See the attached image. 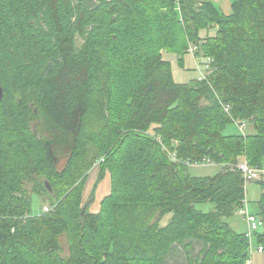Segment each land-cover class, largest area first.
<instances>
[{
	"label": "trees",
	"instance_id": "obj_1",
	"mask_svg": "<svg viewBox=\"0 0 264 264\" xmlns=\"http://www.w3.org/2000/svg\"><path fill=\"white\" fill-rule=\"evenodd\" d=\"M231 10L216 0H0V81L20 76L15 107L24 114L5 110L17 136L6 146L0 115V264H104L103 255L115 264H170L181 250L186 264H246L247 234L224 219L246 198L240 159L257 169L264 161V0H233ZM199 40L212 77L195 86L176 81L173 57L183 61L188 42ZM99 45L106 60L94 52ZM227 105L234 119H253L256 133L226 135ZM151 124L161 125L156 138L144 135ZM26 135L28 149L20 146ZM161 139L177 142L175 161ZM98 158L114 188L90 221L87 203L77 215L76 182ZM205 159L225 169L188 175L187 163ZM260 187L255 242L264 249L263 180ZM42 196L54 209L35 216L33 199ZM203 202L214 210H197ZM131 212L138 221L128 226ZM75 222L78 237L64 259L60 238Z\"/></svg>",
	"mask_w": 264,
	"mask_h": 264
},
{
	"label": "rangeland",
	"instance_id": "obj_2",
	"mask_svg": "<svg viewBox=\"0 0 264 264\" xmlns=\"http://www.w3.org/2000/svg\"><path fill=\"white\" fill-rule=\"evenodd\" d=\"M227 0H216V5L217 7L223 11L224 13H228V9H226V6L228 7V5L226 4ZM229 2V0H228ZM230 5V2H229ZM179 7V6H178ZM177 7V10L179 12V8ZM230 13L232 12L231 8L229 9ZM229 13V14H230ZM214 33V32H212ZM104 36V35H103ZM203 41L205 40H199L196 42H188V48H187V53L185 55H183L182 57H184L183 61H178V58L176 56L173 57L172 59V70H173V74L174 77L176 79V81L181 82V83H190L192 85L195 86L196 83H198L199 85H201V81H199L200 79V75H201V71L204 70V74L207 75V81H204L203 83H208V81L210 80V75L209 73H207V69H205L206 65H209L210 69L212 70V60L210 59V57L206 56L202 51V44ZM107 43V42H106ZM197 44L199 46V53H198V58H196L194 60V56L193 54L188 53V49H190L191 45H195ZM104 47L100 46H96L94 48V52L98 53L99 57H102V60H106L107 59V53L103 50ZM102 51V52H100ZM162 55L164 56V58L169 59L170 57H168V50L165 48H162L161 50ZM100 59V58H99ZM210 59V60H209ZM100 60V61H102ZM209 69V70H210ZM29 76L31 77L32 75H21L22 80H27L29 79ZM14 79L17 80L18 83H20V76H17L15 74V72H11L9 78H6L4 80V83L0 81V86L2 87V89L5 88L6 90V95L4 96V98L2 97V99H4V105L2 108H0V115L3 117V120L6 116L5 110H7V108L10 106L11 110L10 113L14 114L17 119L21 120L24 116L23 113L19 112L21 111V109L16 106L15 104L17 103V94H15L16 92V86H18ZM4 95V92H3ZM28 112H32L31 110H27ZM225 113H227L224 110ZM33 113V112H32ZM231 120L228 123V127L225 130V134L226 135H238V134H242L244 136H249L252 134H255L256 132L254 131L255 125L252 122V120H248L246 121H240V120H236L234 119L230 113H227ZM11 126H13V122L11 121ZM161 125L160 124H151V126L149 127V130L147 131V133H145L144 135H150L154 138H156V129L160 128ZM1 133L3 136V141H4V145H10L11 144V139L12 138H17V136L13 133V135H11V131L9 130V126L6 123V120H4V127L1 129ZM158 139H160V137H158ZM23 140L25 141V145L21 144L20 146L23 147L25 146L27 149L31 148V143H33L28 136H24ZM162 141V139H161ZM159 142V141H158ZM159 144L161 145V147L163 148V150L166 152L167 155L170 156L171 160H176L177 158L176 156V150L173 149L174 145L177 144V142H174V145H170V146H166L164 144V142L162 141L161 143L159 142ZM33 146V145H32ZM33 150L36 152L39 148L37 146H33ZM41 155H45V149H43L42 147H40V152ZM173 156V157H172ZM105 158H98L94 161V163L92 164L91 168L84 173L76 182V184H80L82 187V205L80 203L79 205V209L77 212V215L81 212V210L83 211V209L85 208V205L87 203V212L90 221H92V217H96L98 215H102V202L103 200L108 197L113 190V185H112V174L110 172V169L108 167L104 168L102 166L103 162ZM208 162L204 163V164H196L195 163H187L186 167L187 169V173L188 175H190L191 177H215L217 176L221 171H223L225 168L223 167V165H220V163H215L213 161H211L210 159H205ZM241 162H245V158L242 157L240 159ZM247 162V161H246ZM65 163V158H61L60 161V167ZM240 163V162H239ZM248 164V162H247ZM248 166H250L248 164ZM6 167H8L9 169L14 167V164H9ZM250 168L257 170V172L259 174L257 175H263L264 172V161H263V165H262V169H257L256 167H252L250 166ZM183 168L179 169V172L182 170ZM186 169V168H185ZM104 174H103V173ZM102 175V176H101ZM261 176H256L252 179H250L247 183H246V198L248 201V209L251 213H257L258 210L257 208L258 206V198L261 194V187H260V182H262V178ZM75 184V186H76ZM74 187H72L71 189H73ZM33 206H34V215L35 216H39L42 215L43 213H47L51 210L54 209V206L51 205L50 203V198L49 196H42V197H34L33 199ZM258 206V207H257ZM77 209V208H76ZM196 209L199 211H202L204 213H209L211 211L214 210V204L211 202H203L200 204H196ZM108 210V209H107ZM106 210V211H107ZM158 208L157 207H153L150 208L144 215V220L145 221H149L151 218V212L152 213H157ZM82 215V214H81ZM172 213H170V215H167L165 217L162 218L161 221V225L164 227L168 224L170 218L172 217ZM255 215V214H254ZM130 217L128 219V226L136 221H138L136 216H133L132 212L131 214L128 216ZM101 220L104 219L100 218ZM99 219V220H100ZM73 222L76 221L72 220ZM225 222H227L230 227L237 233L240 234H246L248 232V225L246 223V221L243 219V216H241L240 211H238L234 216L232 217H228L224 219ZM71 222V224L73 223ZM75 226H76V222L73 224V232L70 235V237L68 236V238H66L65 236H62L60 238V244H61V254L60 256L62 258H68L70 256V252H72L73 250V246H74V241L77 240L78 234H77V230H75ZM132 229L128 227V230ZM133 230V229H132ZM257 246L258 244L255 242L252 246V261L253 264H264V253H259L257 252ZM201 248V245H194L193 247V251L191 252L192 254H197V252L199 251V249ZM76 252V244H75V248L74 251ZM185 252H183L182 250L180 251V254H178L177 256H175L171 261L169 260L168 263L170 264H186L185 262ZM102 260L104 262V264H106V259L107 256L103 255ZM147 260V259H146ZM107 264H115V262H110V260L108 259ZM145 264V263H143Z\"/></svg>",
	"mask_w": 264,
	"mask_h": 264
},
{
	"label": "built area",
	"instance_id": "obj_3",
	"mask_svg": "<svg viewBox=\"0 0 264 264\" xmlns=\"http://www.w3.org/2000/svg\"><path fill=\"white\" fill-rule=\"evenodd\" d=\"M188 53L193 54L194 60H195L196 58H198L199 46L197 44L191 45L190 49H188ZM205 69H207V73L211 74L212 70L210 69L209 65H206ZM200 76L201 77H200L199 81H201V82L207 81V75L204 74V70L201 71ZM224 110L227 113H230V106L229 105L224 106ZM206 162H208V161L204 160L201 163L204 164ZM201 163L197 162L196 164H201ZM236 168L241 172V174H242L243 178L246 180V182H248L250 179H252L256 176H261V175H257V174H259L257 172V170L250 168V166H248L246 161L238 163L236 165ZM263 172H264V170H263ZM261 178L264 181V174L261 176ZM248 204L249 203L247 201V198H245L243 201V207L239 211H240L241 216H243V219L246 221V223L248 225V232L246 234H247V237L249 239V250H248V259L246 261V264H253L252 246L255 243V232L261 228L262 223L260 222V220L258 219V217L256 215H254L253 213H251L249 211ZM257 252L264 253L263 247L257 246Z\"/></svg>",
	"mask_w": 264,
	"mask_h": 264
},
{
	"label": "water",
	"instance_id": "obj_4",
	"mask_svg": "<svg viewBox=\"0 0 264 264\" xmlns=\"http://www.w3.org/2000/svg\"><path fill=\"white\" fill-rule=\"evenodd\" d=\"M2 97H3V89L0 86V101L2 100ZM45 185H46V188L48 189V191L50 193H53V188L51 187V185L49 184V182L47 180H45ZM85 211H86V209L84 208L82 211V216L85 214Z\"/></svg>",
	"mask_w": 264,
	"mask_h": 264
},
{
	"label": "crops",
	"instance_id": "obj_5",
	"mask_svg": "<svg viewBox=\"0 0 264 264\" xmlns=\"http://www.w3.org/2000/svg\"><path fill=\"white\" fill-rule=\"evenodd\" d=\"M232 1H233V0H229L230 5H229L228 0L226 1V4L228 5V7L226 6V9H228V13H225V14H229V13H230L229 9L231 8ZM168 57H173V56H172L171 54H168Z\"/></svg>",
	"mask_w": 264,
	"mask_h": 264
}]
</instances>
